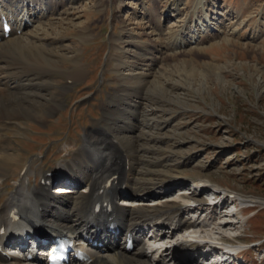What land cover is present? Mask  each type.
Returning <instances> with one entry per match:
<instances>
[{
	"label": "rangeland",
	"instance_id": "1",
	"mask_svg": "<svg viewBox=\"0 0 264 264\" xmlns=\"http://www.w3.org/2000/svg\"><path fill=\"white\" fill-rule=\"evenodd\" d=\"M43 2L59 8L50 17L46 14V19L34 8L33 25L30 23L25 33L36 32L45 41L52 60L61 67L69 68V59L78 55L89 74L84 80L69 84L62 95L59 90L69 80L60 73L44 78L41 82L53 87L43 93L35 92L34 97H62L65 105L56 114L38 121L39 115L48 114L49 104L31 100L29 112L36 120L5 122L8 125L1 133L10 138L8 148L34 162L35 173L29 176L31 186L38 183L35 174L71 159L83 145L84 137L95 134L94 142H100L99 129L103 123L111 133L119 129L114 125L109 128L104 119V112L111 105L105 100L115 93L128 114L132 110L128 106L135 103H140L146 113L145 117L143 113L126 116L121 127L124 132L130 125L138 128L139 155L143 161L162 162L165 167L157 168L159 174L197 176L209 181L206 183L209 186L241 193L250 203L256 201L254 205L263 207L257 215L255 211L248 213L244 225L221 230L215 229L208 218L204 233L213 237H217V231L238 235L237 246L255 245L245 254V264H264V0H207L197 7L196 14L193 13L196 0ZM31 6H27L29 14ZM39 20L43 22L38 23ZM121 31L124 44L133 46L124 58L130 68L151 56L158 62L152 77L147 79L153 80L150 87L140 91V95L134 93L126 73L116 79L110 71L117 70L114 62L106 65L111 52L110 39L119 37ZM206 35L211 40L203 42ZM193 36L196 42L194 39L187 44ZM170 42L181 44V48L174 50L176 54L168 56L164 51L154 50ZM10 55L13 59L19 57V49L11 50ZM31 95L32 92L29 99ZM17 172L11 179L16 178ZM12 184L8 180L0 183V188L7 193ZM188 184L186 180L183 193L190 192ZM82 186L78 188L80 191ZM179 190L181 187H175L168 198L176 200L182 193ZM191 195L201 198L202 194ZM200 212L195 210L184 217L194 218ZM200 217L206 218L207 213L202 212ZM198 223L195 222L197 226ZM211 227L215 230L209 231ZM195 231L191 235H205L200 233V226Z\"/></svg>",
	"mask_w": 264,
	"mask_h": 264
},
{
	"label": "bare ground",
	"instance_id": "2",
	"mask_svg": "<svg viewBox=\"0 0 264 264\" xmlns=\"http://www.w3.org/2000/svg\"><path fill=\"white\" fill-rule=\"evenodd\" d=\"M196 1L193 8L195 14L198 6L204 5L207 0ZM0 3H5V7L0 8V20L2 16L8 20H11V17H14L16 13L18 16L11 23L12 28L8 36L3 33L0 21V181L5 182L6 179H11L15 175V171L18 170L15 178L17 184L13 186V191L9 193L0 192V197H5L3 203L0 204V246L3 248V252H0V264H44L42 258L33 256L27 248L14 251L12 248L3 247L12 238H20L18 241L21 242V238L30 230L35 232L33 235L40 233L49 236L64 234L75 238L87 235L93 240L97 239L101 244L100 247H93L91 244H87L85 247L92 259L90 264H202L198 262V258L207 255L200 250L201 245L199 243L203 242L202 240L206 242L207 238H210L211 242L217 240L221 245L236 247L238 235L230 236L217 231L215 239L204 233L207 230L204 225H202L200 233L203 232L205 235L201 239L195 240V238L186 236L188 230L196 233L194 222L183 216L185 211H190L191 207L186 206L185 203L195 198L191 195L195 191L189 195L181 193L178 196V202L165 200L151 206L146 204V200H156L155 197L161 194L162 188L173 184L182 186L184 179L159 174L157 168L164 169L165 167L162 162L143 161L141 159L140 151L136 147L140 136L136 134L138 128L130 125L124 132L121 124L122 119L128 115L132 116L134 113H143V117L147 115L140 108V103H135L131 107L128 106L129 109H132L128 114L115 93L110 94L107 99L109 101L106 100L111 105L104 112V119L105 123L110 126L109 128L114 125L119 129L114 130L113 133L103 130V137L100 138L101 145L96 144L91 137L85 138V145L74 156L72 155L74 158L63 164L60 163L57 168L63 171L71 181L70 187L62 186V190L69 193L64 196H54V194L47 192L46 183L51 179L53 180L54 177L49 174H41L39 186L30 187L28 176L33 171L30 169L31 160L24 159L19 153L8 148L10 138L1 133L6 129L5 122L18 121L23 123L36 120L29 112L31 100L49 104L46 108L48 114L38 116V121H44L61 109L65 104V99L62 97H59L60 99H46L44 96L40 97L41 99L35 98V92L43 93L53 87L50 84H44L41 80L60 73L66 79L76 83L84 80L89 73L78 55L69 59L71 63L69 68L59 66L52 60L49 51L46 49L45 41L39 39L36 32L25 33V28L32 21V14H36L34 8H37L38 13L42 14L41 18H45L46 14L49 15L48 17L54 15L59 6L50 3L49 6H46L43 0H39V2L29 0V3L26 0H3ZM33 3L38 6L35 7ZM30 5H32V12L29 14L27 6ZM11 6L12 12L7 11V14L3 12L4 9ZM40 22L43 20L38 21V23ZM123 36L124 31H121L119 37L110 39L111 52L106 59V65L114 62V67L117 70L111 68L110 71L115 73L116 79H121L126 73L125 76L131 82L132 89L136 91L134 93L140 95V91L152 83L153 80L147 82V79L152 77L158 62L156 57L151 56L144 59L138 66L130 68L124 58L128 49L133 46L125 45L122 41ZM206 36L203 38V42L211 40L210 35L207 36L210 37L209 39ZM194 39V36L191 37L190 43L187 41V44H191ZM163 45L160 44L158 49L154 47V50L157 53L164 51L168 56H171L176 54L177 47L181 48L180 43L170 42L168 46ZM13 49L20 51V56L15 59L10 55ZM137 49L143 51L141 47L137 46ZM126 64L127 67H125ZM67 88L68 83L62 85L59 93L62 95L68 90ZM31 92V99H29ZM146 151L145 149L144 152ZM113 177L115 178L108 185V181ZM190 179L196 186L200 185L205 188L208 186L206 183H209V181H203L197 176H191ZM80 186H82L81 191L78 189ZM211 187L220 189V187L212 184ZM221 191L233 194L237 201L250 203L244 196H240L241 193L232 192L229 189H221ZM171 192L169 191V195ZM162 198L163 196L158 195L157 199ZM118 199L121 201L120 204L116 203ZM97 202L105 204L106 210L111 206V211L102 213L104 217L95 214ZM196 202H199V205L203 207L206 206L203 200ZM252 202L255 203L256 201ZM132 203L136 206L131 207L130 204ZM175 203L177 205H174ZM170 204L171 206H166ZM194 209L198 208L194 207ZM14 210L19 213L17 221L11 218ZM208 214L215 229L221 230L238 224L237 221L228 219L230 216L227 213L217 212L214 208L209 210ZM159 222L171 226L175 224L177 230L166 236L164 234L158 235L154 231L149 232L150 228ZM105 227L123 232V241L118 242V239H115V234L102 233V228ZM127 233L133 234L136 240V244L131 250L125 247ZM173 237L177 238L178 241L174 246L169 242ZM144 239L145 244L143 243ZM167 243L170 245H166ZM20 244L22 243H18V245ZM148 253H157V255L151 257L148 256ZM226 260L209 264H225Z\"/></svg>",
	"mask_w": 264,
	"mask_h": 264
}]
</instances>
